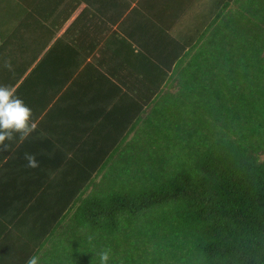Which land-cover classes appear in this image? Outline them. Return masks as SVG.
I'll return each instance as SVG.
<instances>
[{
  "label": "trees",
  "instance_id": "obj_1",
  "mask_svg": "<svg viewBox=\"0 0 264 264\" xmlns=\"http://www.w3.org/2000/svg\"><path fill=\"white\" fill-rule=\"evenodd\" d=\"M83 1L90 9L97 4L0 0V85L12 87L26 105L47 106L63 96L64 59L76 52L69 37L77 20L69 32L59 33ZM260 4L243 17V29L232 28L235 18L230 19L222 45L217 32L195 56L181 55L169 78L179 93L153 114L159 121L148 129V143L133 145L132 158L121 159L126 169L114 185L85 191L82 205L48 209L55 221L41 226L54 232L64 221V239L52 241L46 264H100L104 250H110L108 264H264V1ZM10 180L11 173L3 176L1 170V186L9 192ZM6 196L15 193L0 191V198ZM27 196L26 202H34L43 194ZM24 202L14 216L26 209Z\"/></svg>",
  "mask_w": 264,
  "mask_h": 264
},
{
  "label": "crops",
  "instance_id": "obj_2",
  "mask_svg": "<svg viewBox=\"0 0 264 264\" xmlns=\"http://www.w3.org/2000/svg\"><path fill=\"white\" fill-rule=\"evenodd\" d=\"M260 1L97 0L95 8L83 1L73 10L59 33L77 20L69 37L76 52L64 59L63 96L47 106L29 101L35 131L22 144L5 141L8 149L0 153V171L11 173L14 187L9 192L0 183V191L15 193L0 198V264H27L32 256L46 264L52 241L64 239V221L54 232L41 226L55 221L48 209L82 205L85 191L114 185L126 169L121 159L132 158L133 145L148 143V129L159 121L153 114L179 93L169 78L181 55L195 56L217 32L222 45L230 19L232 28L243 29V17L259 10ZM40 104L42 111L34 112ZM26 153L39 167H26ZM31 191L42 200L26 202ZM23 201L27 211L14 216Z\"/></svg>",
  "mask_w": 264,
  "mask_h": 264
},
{
  "label": "clouds",
  "instance_id": "obj_3",
  "mask_svg": "<svg viewBox=\"0 0 264 264\" xmlns=\"http://www.w3.org/2000/svg\"><path fill=\"white\" fill-rule=\"evenodd\" d=\"M6 67L11 68L10 64ZM32 110L25 102L15 94V90L8 85H0V146L8 149L5 141L15 140L17 145L22 144L36 129L32 120ZM24 159L27 168H37L39 163L36 157L26 153ZM110 250L100 253V264H108ZM27 264H39L38 257L32 256Z\"/></svg>",
  "mask_w": 264,
  "mask_h": 264
}]
</instances>
